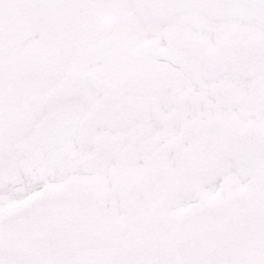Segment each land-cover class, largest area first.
<instances>
[{
	"label": "snow or ice",
	"instance_id": "snow-or-ice-1",
	"mask_svg": "<svg viewBox=\"0 0 264 264\" xmlns=\"http://www.w3.org/2000/svg\"><path fill=\"white\" fill-rule=\"evenodd\" d=\"M0 264H264V0H0Z\"/></svg>",
	"mask_w": 264,
	"mask_h": 264
}]
</instances>
